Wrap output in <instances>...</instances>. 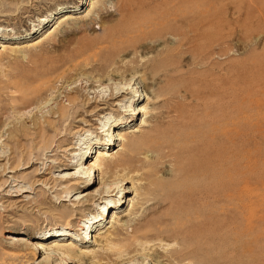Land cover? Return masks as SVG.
<instances>
[{
  "label": "rangeland",
  "instance_id": "obj_1",
  "mask_svg": "<svg viewBox=\"0 0 264 264\" xmlns=\"http://www.w3.org/2000/svg\"><path fill=\"white\" fill-rule=\"evenodd\" d=\"M25 1L31 5L35 0ZM42 1L34 3L28 13L14 20L0 18V187L8 183L10 188L6 190L11 191L0 192V264H39L56 243L73 242L79 248L89 246L91 250H101L97 243H90L96 229L88 231L87 234L91 231L92 234L86 240L87 245L81 242L80 233L85 231L76 230L81 225L86 229L92 225L98 211H103V202L109 203L104 218L115 204L122 207L110 213L107 222L105 219L101 223L100 233L117 230L122 240H128L144 227L165 226L164 213L173 210L160 203L171 198L174 187L169 183L176 182L180 188L185 182L177 179L189 172V169L183 170L185 166L192 168L196 156L211 155L213 150L218 158H215L216 176L222 202L216 213H200L202 203L196 199L195 205L185 211L189 215L171 217L166 224L169 229L195 227L196 234L177 240L165 239L153 250L147 246V251L140 250L131 258L125 257L113 264H149L153 257L154 264H176L169 258L174 249L189 252L185 264L188 261L192 264H264V0H212L217 28L207 27V23L198 25L199 15L187 14L184 28L174 25L158 35L140 37L133 51H126L123 46L113 51L109 45L97 41L106 36L108 29L121 26L123 20L128 23L127 20L137 18L142 22L149 18L154 9L151 0ZM2 4L0 0V11L4 10ZM119 6H125L124 17L118 12ZM55 9L63 11L53 15L55 19L47 24ZM193 23L202 33L190 32L187 26ZM39 25L41 30L34 34L33 29H39ZM180 32L187 34V45H177L179 38L175 34ZM49 36L52 40L42 47L20 54L11 52L12 48L20 51L19 48L32 46L36 40ZM165 50L171 54L163 66L164 77L160 79L165 101L158 107L143 88L144 83L154 85L153 80L144 81L137 72L122 70L114 74L113 70L138 59L141 72L144 62L159 59ZM38 73H42V81L35 78ZM33 82L41 90L33 92ZM129 87L125 91L138 92L137 97L128 94L109 101L110 91L117 94ZM18 90L22 91L21 95ZM68 99H75L81 105ZM59 108L64 110L61 120L58 114H53ZM157 113L159 119L155 118ZM117 122L122 124L112 127ZM155 125L161 133L158 142L173 146L177 154L164 165L162 160H157L156 168L160 164L161 173L158 176L163 182L149 189L142 207H133V202L138 201L137 194L132 192V184L120 183L122 173L108 178L105 189L112 184L128 187L130 193H126L122 204L121 192L119 197L94 200L86 206L84 196L99 186L98 172L95 178L76 183L78 187L63 182L69 172H86L84 168L97 157L98 148L104 151L110 148L109 156H115L119 141L112 139L110 143L114 145L101 147L98 144L107 142L106 134L141 138ZM20 130L23 135L16 133ZM181 136L192 137L191 144L187 141L186 145L179 144ZM52 142L55 146L50 152ZM90 147H93L92 158L85 160L84 153ZM183 148L189 149V153L178 154ZM15 151L23 152L29 156V162L36 163L17 174H9L10 170L5 174L4 169L10 166L6 164L9 159L13 161ZM82 162L86 165L79 166ZM21 177L26 179L25 183H20ZM174 177L178 178L174 181ZM34 181H40L42 186L32 185ZM62 186L71 187L73 192L59 199L64 191L59 190ZM20 190L31 193L20 197L3 194L16 195L15 191ZM68 213L73 215L70 219L66 217ZM32 244L38 245L39 251L30 248ZM60 259L55 256L51 264H62Z\"/></svg>",
  "mask_w": 264,
  "mask_h": 264
},
{
  "label": "bare ground",
  "instance_id": "obj_2",
  "mask_svg": "<svg viewBox=\"0 0 264 264\" xmlns=\"http://www.w3.org/2000/svg\"><path fill=\"white\" fill-rule=\"evenodd\" d=\"M31 1H33V0H29L28 3H30ZM39 1L35 0L34 2H31V5H29V4L26 5L25 0H3L2 5H3L4 10L0 11V18H9L11 20H14V18L20 16V14L28 13L30 8H32L33 4L34 3L38 4V3H40ZM41 2H43V1L41 0ZM151 3H152V6L154 5V7H152L154 9H153L152 13L149 14L150 15L149 18L145 19L142 22H138L137 18H136V20H133V21L130 20V22L127 20L128 23H125L126 21L123 23V21H124L123 20L122 21L123 24L121 23V26H119V27L117 26L118 28L113 27V28L108 29L106 36L104 38H102L101 40H98L97 43L107 44L111 48H113V51H114V49L121 48L122 46L124 47V50H126V51H131V50L133 51L137 47L136 46L138 43L137 40L140 37H145L146 35H154V34L158 35L159 32H163V30H165L167 27L174 26V25H181L183 27L184 23L186 21V18H187L186 17L187 14L188 15L193 14L194 16L199 15V18L197 17L198 25L207 23L208 24L207 27H211L213 29H215V28H217V26H219L218 21H217L218 18L215 15L216 13L214 14L212 12V8L214 7L212 0L211 1L210 0H151ZM125 4H126V2H125ZM121 5H123V3ZM129 6H131V5H129ZM177 6L182 7V9L177 10L175 8ZM143 7H144V5H143ZM13 8L16 9L14 12L11 11ZM55 10L56 11L50 15V19H48V20L46 19L48 21L47 24L53 22V20L55 19V17L54 18L52 17L53 15H60L61 12L63 11V10L59 11L58 9H55ZM118 12H119L121 17H124L123 14L125 13V6H119ZM127 12H128V10H127ZM142 13H144V12H142ZM147 13H149V12H147ZM133 16L135 17V14H133ZM137 17L139 18V16H137ZM140 18H142V17H140ZM143 19H144V17H143ZM44 22H46V21H44ZM186 23L188 24V22H186ZM189 25L188 26L186 25V26L189 27L190 32L195 33L197 31H201V30H198L197 24L193 23V24H189ZM38 27H39V29H37V28L33 29L34 34L37 31L41 30L42 25H39ZM171 33H173V32H171ZM201 33H202V31H201ZM198 34H196V35H198ZM133 35H136V36L132 37ZM175 35L179 38V40L177 42L178 46L187 45V43H188L187 39H186L187 34L185 32H180V33H177ZM50 38H51V36L47 37L46 39L36 40L37 42L32 44V46L26 45L22 48H19L20 51H17L18 50L17 48H16V50L15 49L12 50L13 49L12 48L11 52L20 54V53L25 52L26 50L30 51L36 47H40L43 43L49 41ZM149 39H150V36H149ZM51 40H52V38H51ZM118 40H119V42H118ZM142 42H144V41H142ZM142 42H140V43H142ZM116 45L118 47H116ZM84 50L86 51V49H83V50L81 49V51H84ZM5 51H7V50H5ZM87 51H90V50H87ZM170 54H171L170 50H165V51L160 53L161 57L159 59L154 60V58H153V59H150V60L144 62L141 65V72L139 70L140 64H139L138 59H131L130 61L127 62V64L125 63L126 64L125 66H121V67L114 69L113 73L114 72L115 73H121L122 70H124V72H127V73H128V71L137 72L136 74L141 75V77L140 76L139 77L143 78L144 81L146 79L153 80L155 83L154 85L153 84L147 85L146 83H144L143 88H144L146 93H150V96H151L150 99L154 101L155 105L158 104V107H159L162 103L161 101L164 100L162 97L165 96V95L163 96L164 91L162 89V83H161L160 79L162 77H164L163 66L166 64ZM155 58H157V57L155 56ZM122 65H124V64H122ZM42 77H43L42 73H38L35 78L41 79L40 81H42V79H43ZM2 78H4V77H2ZM36 82H38V81H36ZM1 83L2 82L0 81V84ZM37 84H35V83L33 84L34 85L32 88L33 92H38L39 90H41V89H39V86H36ZM44 84L45 83H43L42 85L44 86ZM126 85H129V84L127 83ZM102 86L100 85V87H102ZM154 88H156V89L154 91H152V89H154ZM129 89H130V87L127 89L123 88L122 92H119L117 94L114 93L113 91H110L111 93L109 94V96H110L109 101L118 100L119 98L123 97L124 95H128V94L132 95V97H134V98L137 97L138 92L137 93L134 92L136 94H132L131 92L125 91V90L128 91ZM18 91L20 92V95H21L22 91H20V90H18ZM142 93L144 95L143 91H142ZM12 95H14V94H12ZM144 97H146V96H144ZM67 101H69L70 103H74V104L78 103V102H76L75 99L74 100L68 99ZM109 101L107 103H109ZM98 102H94V103H98ZM79 105H81V104H79ZM115 106L118 107V104H116ZM97 108H98V106H95V109H97ZM142 110L143 109H141V111ZM55 111L56 112H53V114H58L59 115L58 118L60 120L63 119V116H64L63 108H59L58 110H55ZM136 111L137 110H135V112ZM155 112L156 111H154L153 113H155ZM50 113H52V112H50ZM124 113H126V112H124ZM136 113L139 114L140 111H138ZM145 114H148V113L145 112ZM132 115H134V114H132ZM155 118L159 119L160 114H158V113L155 114ZM120 124H122V123L117 122L112 127H117ZM18 132H21V134L23 135V131L20 130V131H17L16 133H18ZM112 132H115V131L113 130ZM21 137H23V136H21ZM106 137L109 138L107 140V142L105 141L106 143H98L99 146L101 147L104 145L105 146L106 145H114V143H110L112 141V139H114V142L119 141V145H118L119 149L117 152L118 154H119V152H121V154L118 155L119 157L117 156V153L115 154V156H113V154H111L109 156L108 152H109L110 148L107 151L100 150V148H98L97 157L92 162H89L88 166L86 168H84V170H86V172H80V170L79 171L74 170L72 172H69L68 174H66V177L63 179V182L71 184V187L72 186L78 187L79 184H76V183H83V181H86L92 177L95 178V174L98 172L99 181H100L99 186H97L92 193L84 196V198L87 197L86 203L88 202L87 205L86 204L85 205L86 206L92 205L94 200L95 201H98V200L102 201L103 199L107 200V198L113 197L114 195H115V197H119L120 196L119 194L121 192L123 194V198H122V202L120 204H122L123 202L125 203L126 193H130V190L128 189V187L127 188H125L123 186L113 187L114 184H112L111 187L107 191H105L107 184H108L107 179L115 176L118 173H122L123 176L121 178L120 183L121 184L122 183L132 184L131 190H132V192L137 194L138 201L136 203L133 202V207L135 208L139 205H141V207H142L143 206L142 202L144 201L145 195H148L149 189L157 187V183L163 182L161 179H159V176H158L161 173H160V169L158 170V167L160 166V164L156 168V165L158 162L157 160H160V161L162 160V165L166 164V162L170 158H172L173 156H175L177 154L175 151L176 149L172 148L173 146L170 147V145L167 146V144H166V146H164L165 144H160L161 142L160 143L158 142L161 138V133H160L157 125H155L149 133L143 134V136L141 138H136V137H132V136H125V135L122 136L120 134L117 136H115L113 134H110V136H109V134H106ZM19 138H20V136L17 137V139H19ZM178 140H179V138H178ZM192 140H193L192 137L181 136L180 140H179V144L184 143L185 141L190 142V144H191ZM53 143H55V142H52V144H50V148H49V149H51L50 152H53V147L55 146V145H53ZM184 144L186 145V143H184ZM19 145H21V143ZM92 148L93 147H90L87 150V153L86 152L84 153L83 158H85V160H87L88 158H92L90 155V154H92V152H91ZM203 148H205V147H203ZM184 149L185 148H183V150L180 149L182 151L179 150L180 153L178 151V154H181V153L182 154L183 153L188 154L189 153L188 152L189 149H188V151H186ZM54 151H55V149H54ZM215 151H216V149H215ZM213 152H214V150H213ZM213 152H211L212 154L208 155V156H205L203 154L196 156L195 163H193V166L194 165L195 166L193 167L192 163H191L192 168H186V166H185V169H183V170L187 169V171L189 169V172H187V174H185V175L183 174L181 177L179 176L180 177L179 179H177L178 177L177 178L174 177V181L176 179L181 180V181L184 180L185 183L183 185H181L180 188L177 186L178 184L176 182L175 183H169L168 182L171 186L174 187V190L172 191L171 198L168 200L161 201L160 205L162 207L163 206L168 207L169 209H172L173 211L164 213L163 220L165 221V223L163 225H165V226H161V227L159 226V227H155V228L144 227L140 230H137V232L130 239L128 238V240H122L123 238L121 239V237L119 236L120 234L119 233L116 234L117 230H114L115 233H112V232L109 234L100 233V228H98V227L101 225V223L103 221H105V219L107 222L110 213H113V211L118 210L120 207H122L121 205L119 207L118 205L115 204L114 209H110V212L108 213L107 218H104L106 215V211H107L106 207L109 203L103 202L104 206L101 207V209H103V211H98V216L94 220H92L93 221L92 225H90L87 229H86V226L81 225L76 230L77 232L85 231L83 233H80V235L81 234L83 235L81 242H83V244H86V242H87L86 240L92 234V231L90 232V234H87L88 231L96 229L94 232V235L91 236L90 243H97L99 248H101V250H99L100 252L95 251L93 249H92L93 250L92 251L91 247H89V246L79 248L76 246L77 244L75 245V243H73V242H71L70 244L56 243V245L53 247L51 253L48 254V256L45 257L39 264H51V263H53V259L55 258V256H56V258L57 257L59 259L61 258L60 260H61L62 264L63 263L64 264H75V263L76 264L77 263L78 264H113L114 262L116 263L117 260H120V261L122 259L124 260L125 257L131 258L132 255H136V253H138L140 250L141 251H147V246H152V248H150L149 250H153V248L156 246L157 243L158 244L164 243L165 239H167V240L176 239L177 240L178 237H181V239H182V238L188 237L190 235H193L194 233L196 234V232H195L196 230L193 231V229L195 228V227L193 228V226H192L193 229H191V228L190 229H188V228H179V229L172 228V229H169V227H167L166 224L170 221L171 217H176L179 215H186L187 213L185 211H187L190 207L193 206V204L196 202L195 201L196 199H198L202 203V208L199 211L200 213H202V214H205L206 212H209L210 214L216 213V209H218L219 202H221V201H219L221 191L219 189L220 187H219V184L217 182V176H216L218 173V172H216V169H217L216 160H218V158H217V156L215 157L216 152L215 153H213ZM75 153H74V155H75ZM13 154L15 155L14 158L12 159L13 161H11L9 159V161L6 164V165L10 164V166H9V168L4 169L5 174L7 173L8 170H10L8 172L9 174H17L19 172L25 171L26 169H29L30 164L34 165L36 163L35 161L29 162V156L25 155L23 152H20L19 154H17V152L15 151ZM155 154L157 156H154ZM177 156L175 157V159L177 158ZM193 156H195V154ZM178 158H179V156H178ZM215 158H217V159L215 160ZM192 160L194 161V158H192ZM83 165H86V164L83 162L79 164V166H83ZM67 167H69V165ZM180 170L182 171V169H180ZM181 171H179V173H177V174H180ZM226 173H228V172H226ZM25 180H24V178L21 177L20 183H25ZM16 181L17 180H15V182ZM143 182H145V183L143 184ZM32 185L42 186L40 181H36V182L34 181ZM46 185H49V184H46ZM17 187H18V185H13V188H17ZM71 187L62 186V188H60L59 190H62V191L64 190V191L59 194V199L63 198V196H62L63 194H66L69 197V195L73 192V190H71L72 189ZM8 188H10V185L8 183H5L0 187V192H3V191L6 192L7 191L6 189H8ZM225 188H227V187H225ZM51 189H53V187ZM59 190H57V191H59ZM223 190H224V188H223ZM231 191H233V190H231ZM7 192L11 193V191H7ZM15 192L17 193L16 195H13L10 193H3V194L6 197H20L24 193H31V192L26 191V190H20V191H15ZM145 192H146V194H145ZM228 196H230V195H228ZM224 199H225V197L223 198V200ZM82 200H83V198H82ZM225 200H227V199H225ZM225 200H224V202H225ZM62 201L67 202L66 200H62ZM100 203L102 204V202H100ZM98 210H100V209H98ZM189 214L190 213L188 212L187 215H189ZM71 215L72 214L66 215V217L70 219ZM215 218H217V217H215ZM208 235L210 236V234H208ZM98 236H100V238H98ZM164 236L166 238H164ZM209 236H207V237H209ZM5 239L10 240V241L12 240V238H10V237H6ZM13 241L19 242L20 240H13ZM30 248H32L33 250H38V251L40 249L38 245H33V244H32V247H30ZM47 249H45V250H47ZM48 251H50V250H48ZM157 253H159V252L156 251V254ZM159 255H157V256H159ZM169 255H170L169 258H172L176 262V264H185V262L188 260L189 252L188 251H178V250L174 249V250L170 251ZM154 256H156V255H154ZM150 258H149V260H150ZM153 262H155L154 257L151 259V261H149V264H154ZM189 262L190 261H188V264L191 263V262L190 263ZM156 263H158V262H156Z\"/></svg>",
  "mask_w": 264,
  "mask_h": 264
}]
</instances>
